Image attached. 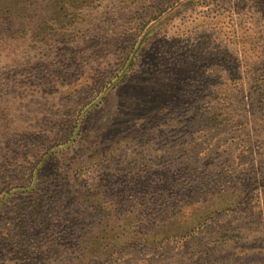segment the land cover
<instances>
[{
	"label": "rangeland",
	"instance_id": "1",
	"mask_svg": "<svg viewBox=\"0 0 264 264\" xmlns=\"http://www.w3.org/2000/svg\"><path fill=\"white\" fill-rule=\"evenodd\" d=\"M16 3L0 264H264V0ZM46 8L84 16L36 35Z\"/></svg>",
	"mask_w": 264,
	"mask_h": 264
},
{
	"label": "trees",
	"instance_id": "2",
	"mask_svg": "<svg viewBox=\"0 0 264 264\" xmlns=\"http://www.w3.org/2000/svg\"><path fill=\"white\" fill-rule=\"evenodd\" d=\"M16 1H17V3L15 4V7H13V9H12L13 12H15L14 9H17V8L25 10V8H23L24 5L20 6V0H16ZM64 11L67 12L68 14L73 13L74 14V18L83 17L84 16V14H83L84 11L80 10V9H77V10L73 11V10L67 9V8H60L59 12H57L56 10H48L47 8H46V10L44 12H43V10H39L38 12H36L37 14L34 15V16H38L39 18H41L39 26L35 27L36 35H39V33L41 31H47L48 30V31H51L50 34L52 36H55V37L60 36L58 32L52 31V30L55 29L56 23L58 21H60L62 18H64V14H63ZM58 30H60V29H58ZM20 33L23 34L25 32H20ZM126 60L131 61V58H129V59L126 58ZM123 74H125V73H123ZM177 194L179 195V193H177ZM152 201L150 202L151 204H152ZM143 203L145 205H147L145 202H143ZM194 204L195 203L187 202L181 207L187 206L188 208H191V207L194 206ZM161 206H163V205H160V210L163 211L161 209ZM189 213L188 214H184V216H183L184 220L183 221L188 220V222H189L188 226H190V227L187 228L185 232L189 233L190 236H192L193 232L198 231L204 225V223L206 222L205 218L207 217V214H204V215H198V214L197 215H192L194 213L193 212V208H191ZM170 218H172V217H170ZM142 223L143 222H141L140 224H142Z\"/></svg>",
	"mask_w": 264,
	"mask_h": 264
}]
</instances>
